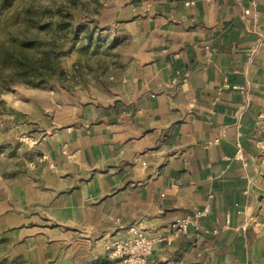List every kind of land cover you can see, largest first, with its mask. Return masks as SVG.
<instances>
[{
  "label": "crops",
  "instance_id": "obj_1",
  "mask_svg": "<svg viewBox=\"0 0 264 264\" xmlns=\"http://www.w3.org/2000/svg\"><path fill=\"white\" fill-rule=\"evenodd\" d=\"M115 3L126 71L38 144L29 202L51 226L31 241L102 264L137 227L162 239L146 264H264V0Z\"/></svg>",
  "mask_w": 264,
  "mask_h": 264
},
{
  "label": "rangeland",
  "instance_id": "obj_2",
  "mask_svg": "<svg viewBox=\"0 0 264 264\" xmlns=\"http://www.w3.org/2000/svg\"><path fill=\"white\" fill-rule=\"evenodd\" d=\"M115 4L0 0V264H68L62 248L53 247L52 262L31 241L51 226L29 202L32 170L48 161L38 144L74 108L108 97L105 84L125 73L129 42ZM102 264L133 263L105 250Z\"/></svg>",
  "mask_w": 264,
  "mask_h": 264
},
{
  "label": "built area",
  "instance_id": "obj_3",
  "mask_svg": "<svg viewBox=\"0 0 264 264\" xmlns=\"http://www.w3.org/2000/svg\"><path fill=\"white\" fill-rule=\"evenodd\" d=\"M245 15L249 14V10L244 11ZM217 143V140L212 142ZM208 199H212V195L208 196ZM210 203H207L204 208L196 212L192 216H185L183 218L176 219L170 224L169 236L163 239L167 244L174 236L185 235L189 229H198L199 220L209 213ZM227 223V220H226ZM162 241L159 237H149L142 230L137 227H131L129 229V236L123 240H116L105 247L106 251L123 258L133 264H146L147 259L151 256L155 247Z\"/></svg>",
  "mask_w": 264,
  "mask_h": 264
}]
</instances>
